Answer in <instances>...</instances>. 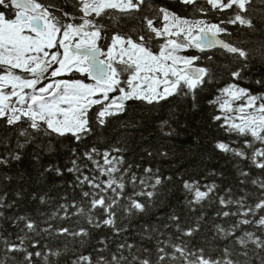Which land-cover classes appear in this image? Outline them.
I'll list each match as a JSON object with an SVG mask.
<instances>
[{
    "label": "snow or ice",
    "instance_id": "obj_1",
    "mask_svg": "<svg viewBox=\"0 0 264 264\" xmlns=\"http://www.w3.org/2000/svg\"><path fill=\"white\" fill-rule=\"evenodd\" d=\"M0 264H264V0H0Z\"/></svg>",
    "mask_w": 264,
    "mask_h": 264
},
{
    "label": "trees",
    "instance_id": "obj_2",
    "mask_svg": "<svg viewBox=\"0 0 264 264\" xmlns=\"http://www.w3.org/2000/svg\"><path fill=\"white\" fill-rule=\"evenodd\" d=\"M167 2L171 3L172 0H167ZM246 83V82H245ZM206 108L207 105H204ZM209 115L208 112H201L198 114H192L188 113L186 116L182 117V120L184 124L187 125L186 129H182L180 132V135L175 137L173 143L176 146V151L177 154H184L185 156H188L190 152H202L203 148L198 147L195 142L194 138L192 137V133H198L200 136H207L208 133L203 131V126L200 123L206 117ZM205 146L207 145V142L205 141ZM191 159V157H189ZM48 162V159L45 158V163ZM146 163V162H145ZM207 167L208 168H216L220 169L221 167H227L226 161L224 160H217V159H212L206 161ZM168 161L162 162V166L165 171L168 170ZM29 166V159L28 156H25L24 162L21 166H18L14 169H12L13 172H19L24 170V168H27Z\"/></svg>",
    "mask_w": 264,
    "mask_h": 264
}]
</instances>
